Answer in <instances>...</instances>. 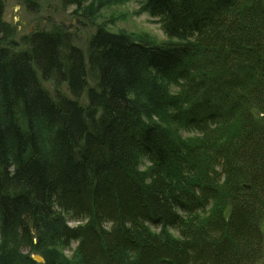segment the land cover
I'll return each instance as SVG.
<instances>
[{
  "label": "trees",
  "instance_id": "obj_1",
  "mask_svg": "<svg viewBox=\"0 0 264 264\" xmlns=\"http://www.w3.org/2000/svg\"><path fill=\"white\" fill-rule=\"evenodd\" d=\"M90 1L82 48L0 0V264H259L264 0H137L162 43Z\"/></svg>",
  "mask_w": 264,
  "mask_h": 264
},
{
  "label": "rangeland",
  "instance_id": "obj_2",
  "mask_svg": "<svg viewBox=\"0 0 264 264\" xmlns=\"http://www.w3.org/2000/svg\"><path fill=\"white\" fill-rule=\"evenodd\" d=\"M92 2L98 3V0H91L88 4ZM3 3L4 20L16 29L18 38L37 30L64 26L76 36V45L83 48L88 37L96 29L89 22L84 25L80 24L74 14L76 7L66 8L61 0H3ZM139 10L140 3L137 0H128L124 3L106 6L100 10L97 16V24H106L108 30L113 33L124 31L138 36H149L151 40L157 43L169 41L160 25L154 23L148 14H139ZM47 87L52 90L50 86ZM82 102L86 103L85 99H82ZM181 133L183 136L187 135L185 132ZM145 167L142 166L141 169H145ZM69 225L75 227L76 223L69 221ZM75 248L76 245L74 244L72 249ZM72 252V250L67 251V256L71 257ZM259 264H264V257Z\"/></svg>",
  "mask_w": 264,
  "mask_h": 264
},
{
  "label": "water",
  "instance_id": "obj_3",
  "mask_svg": "<svg viewBox=\"0 0 264 264\" xmlns=\"http://www.w3.org/2000/svg\"><path fill=\"white\" fill-rule=\"evenodd\" d=\"M32 258L38 264H45L46 263L45 259L39 255H33Z\"/></svg>",
  "mask_w": 264,
  "mask_h": 264
}]
</instances>
